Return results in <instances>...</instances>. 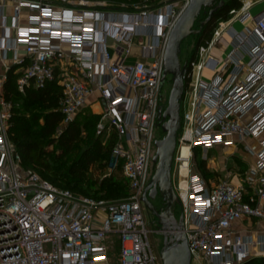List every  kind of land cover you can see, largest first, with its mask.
<instances>
[{
    "label": "built area",
    "instance_id": "obj_1",
    "mask_svg": "<svg viewBox=\"0 0 264 264\" xmlns=\"http://www.w3.org/2000/svg\"><path fill=\"white\" fill-rule=\"evenodd\" d=\"M10 1L14 16L7 25L3 14L2 27L13 45L0 50L13 49L14 62L23 65L17 90L56 80L61 125L99 104L97 132L103 142L115 135L111 156L129 194L88 196L26 169L9 135L13 102L0 75V264H163L149 240L159 230L149 226L142 194L156 168L155 141L162 138L156 129L165 121L158 113L170 90L161 84L164 49L188 0H138L121 8L89 0ZM240 1L207 43L185 58L172 180L177 175L183 231L191 262L199 264L252 258V241L233 223L243 217L264 221V10L252 15L254 1ZM247 20L252 26L233 27ZM219 146H240L253 156L238 184L222 179L209 185L196 170L195 150L208 160ZM111 243L118 244L116 255ZM256 244L264 246V238Z\"/></svg>",
    "mask_w": 264,
    "mask_h": 264
},
{
    "label": "trees",
    "instance_id": "obj_2",
    "mask_svg": "<svg viewBox=\"0 0 264 264\" xmlns=\"http://www.w3.org/2000/svg\"><path fill=\"white\" fill-rule=\"evenodd\" d=\"M138 1V0H133ZM240 0H224V4L213 12L210 20L202 27V29L193 34L194 42L191 49V56L200 45H204L210 39L211 34L219 20L227 19L229 11L233 8H239ZM206 17V14L200 15L195 21L194 28L199 26V22ZM20 74V73H19ZM19 74H14L12 71L8 72V78L5 82V97L13 102L12 116L10 117L9 135L14 143L17 151L22 158V164L26 169H31L38 172L42 177L48 179L53 184L68 188L74 192L105 198H119L125 197L129 194L128 182L123 176L124 180H118L113 177L105 178L100 185V190L95 193H90L84 187L87 179L88 167L98 160L100 155V167H105L107 159L111 156V150L115 143V135L112 133L105 142L100 141V135L93 142L94 149H87L79 159H77L69 169V178H66L65 173H57L52 171L48 161V146L57 141L65 150H69L78 139L79 126L76 123L77 118L81 113L88 108L81 111L77 117L66 125H61L63 115L60 112V100L62 98V90L60 85L55 81L48 83L44 88L37 89L33 86H28L26 90L21 93L17 90V77ZM187 84V77L184 79V85ZM21 102L24 105L44 108V113L33 114L31 120L25 119L21 114L15 113L16 102ZM98 119L100 116L93 113ZM43 118L38 129H32L34 123ZM96 126V124H95ZM56 138V139H55ZM197 151V150H195ZM199 151V150H198ZM196 154V152H195ZM195 168L202 177L206 180L211 172L206 167L204 159H197L195 155ZM64 182L67 186H62L60 183ZM242 264H264V257L250 258Z\"/></svg>",
    "mask_w": 264,
    "mask_h": 264
},
{
    "label": "water",
    "instance_id": "obj_3",
    "mask_svg": "<svg viewBox=\"0 0 264 264\" xmlns=\"http://www.w3.org/2000/svg\"><path fill=\"white\" fill-rule=\"evenodd\" d=\"M223 4L224 0H188L187 6L169 32L164 49L161 84L164 83L166 75L171 76L167 106L163 112L158 113L162 119H165L161 125L164 135L155 141L156 151L153 162L156 163V168L142 194V201L147 211L160 225L157 229L163 237L159 249L163 264H191L181 210L179 216L175 213L176 206L180 207V201L172 180V161L181 124L180 102L187 70L186 61L180 60L181 44L189 35L198 33L210 20L213 12ZM202 14H206V17L199 22L197 28H194L195 21ZM157 196L160 198L159 207L151 201Z\"/></svg>",
    "mask_w": 264,
    "mask_h": 264
},
{
    "label": "rangeland",
    "instance_id": "obj_4",
    "mask_svg": "<svg viewBox=\"0 0 264 264\" xmlns=\"http://www.w3.org/2000/svg\"><path fill=\"white\" fill-rule=\"evenodd\" d=\"M92 2H104L107 7H112V8H121L123 5L129 4L130 2H133V0H89ZM158 0H151V5L157 3ZM248 24V21H246L245 23H242L240 21H235L233 22V27L237 30V31H241L244 29V27ZM194 37L193 34L189 35L187 38H185L182 41L181 44V53H180V60L182 62L185 61L186 55L188 54V51L193 47V41ZM247 58H245L246 60ZM170 78L171 77H166V81L163 84V90H165L166 92H168V90L170 89ZM169 93V92H168ZM168 93L166 94L164 103H167V99H168ZM16 107L17 109L15 110V113L21 114V116H23L25 119H30L32 118L33 114L37 113H44V108H42V106L40 107H34V106H30V105H24L22 104L20 101L16 102ZM96 116L93 115V113L91 112V110L87 109L85 111H83L81 113V115H79V117L76 120L77 125L79 126V135H78V139L73 142L71 148L69 150H65V148H63L57 141H55L54 143H52L51 145L48 146L49 152L48 154V161L50 164V167L52 169V171H56L57 173H65L66 178H69V169L71 167V165L77 160L79 159V157H81V155H83V153L89 149L92 148L94 149L93 146V142L96 140V138L98 137V135H100V141L101 143L104 141V136L103 134H99L97 132V128L95 126L96 123ZM99 121V119H98ZM43 122V118H39V120H37L36 123L33 124L32 129H38L40 123ZM156 134L157 136H161L163 137L164 132L162 131V129L159 127L158 129H156ZM56 139V138H55ZM196 152V157L197 159L201 158L202 153L200 151H195ZM226 149L223 152H217L214 154L211 153V156H215L214 158H216L220 161V163H222L224 161V157L226 156ZM220 154V157H219ZM219 157V158H218ZM108 161L106 162L105 167H100L99 166V162H103L106 160H102L101 161V157L100 155L98 156V160H96L95 162H93L89 167H88V172L87 175H85V178H88L86 185H84V187L86 189L89 190L90 193H95L97 191L100 190V185L101 182L107 178V177H113L115 179L118 180H124L123 179V173L121 171L120 166H115V160L112 158V156H110L108 159ZM234 161V158L231 156L229 158V164L231 165ZM206 162V167L208 169V162L207 160H205ZM217 165H219V163H217ZM186 173V169L183 167L182 168V175H185ZM173 180L174 182L177 181V175L173 176ZM181 183H185V179L181 182ZM62 186H67L64 182L60 183ZM152 203L159 207L160 205V198L159 196H157L156 198L151 200ZM175 213L176 216H179L180 213V207L176 206L175 208ZM147 221L149 223L150 227L153 228H159V224L157 219L150 213L147 211ZM149 240L151 242V245L154 248V251H159L161 245H162V240L163 237L161 234L159 233H150L149 234ZM112 245V243H111ZM112 251L114 252V254L116 255L119 251V247L118 244H114L112 245ZM191 264H199L197 261H192ZM207 264H216L215 262H210Z\"/></svg>",
    "mask_w": 264,
    "mask_h": 264
},
{
    "label": "crops",
    "instance_id": "obj_5",
    "mask_svg": "<svg viewBox=\"0 0 264 264\" xmlns=\"http://www.w3.org/2000/svg\"><path fill=\"white\" fill-rule=\"evenodd\" d=\"M254 3L250 8L252 15H256L260 11L264 10V0H252ZM25 10L21 12L20 21L25 23ZM6 15V24L9 25L12 22L14 16V9L12 6V1L10 0H0V46L13 45V41L7 39L6 31L2 27V15ZM248 21V26H252L251 21ZM246 22V21H245ZM18 56L23 55V46L20 44L17 46ZM14 51L13 49L0 50V75L3 77V89H5V82L8 78V72L12 71L14 74H19L22 69V64L19 62H14ZM91 110L92 113L98 114L100 111V105L94 104L91 107H87ZM99 115V114H98ZM226 149V156L224 161H220L215 156H211V153H221ZM234 158L233 163L229 164V158ZM220 157V154H219ZM218 157V158H219ZM208 169L211 172L210 176L207 179L209 185H214L221 181L222 179L230 180L233 184H238L241 179L242 171L248 166L253 164V156L242 149L240 146H219L216 149L210 151L208 154ZM219 163V165H217ZM229 174V175H228ZM186 184L181 183L182 187H185ZM233 229L240 235L244 236L246 240L252 241L250 246L251 251L253 252L252 258L264 257V254L260 255L259 249L264 246L256 244L258 240L264 238V221L243 217L233 223ZM207 264V263H204Z\"/></svg>",
    "mask_w": 264,
    "mask_h": 264
},
{
    "label": "bare ground",
    "instance_id": "obj_6",
    "mask_svg": "<svg viewBox=\"0 0 264 264\" xmlns=\"http://www.w3.org/2000/svg\"><path fill=\"white\" fill-rule=\"evenodd\" d=\"M188 149L186 147L183 148V155H187ZM185 168V167H184Z\"/></svg>",
    "mask_w": 264,
    "mask_h": 264
}]
</instances>
